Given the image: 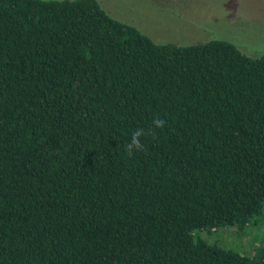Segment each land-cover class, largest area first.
I'll return each instance as SVG.
<instances>
[{
	"label": "trees",
	"instance_id": "obj_1",
	"mask_svg": "<svg viewBox=\"0 0 264 264\" xmlns=\"http://www.w3.org/2000/svg\"><path fill=\"white\" fill-rule=\"evenodd\" d=\"M263 210L264 54L0 0V264H264L199 233Z\"/></svg>",
	"mask_w": 264,
	"mask_h": 264
},
{
	"label": "rangeland",
	"instance_id": "obj_2",
	"mask_svg": "<svg viewBox=\"0 0 264 264\" xmlns=\"http://www.w3.org/2000/svg\"><path fill=\"white\" fill-rule=\"evenodd\" d=\"M97 1L111 17L135 26L156 43L187 45L216 38L246 55L264 54V0ZM199 233L210 244L251 255L255 245L264 244V210L251 227Z\"/></svg>",
	"mask_w": 264,
	"mask_h": 264
},
{
	"label": "clouds",
	"instance_id": "obj_3",
	"mask_svg": "<svg viewBox=\"0 0 264 264\" xmlns=\"http://www.w3.org/2000/svg\"><path fill=\"white\" fill-rule=\"evenodd\" d=\"M166 121L163 119H155L153 120V131L156 128H161L165 125ZM149 133L143 128H137L130 137L129 142L125 146L126 154L131 157L134 153L143 150L144 145L141 142V137L148 135Z\"/></svg>",
	"mask_w": 264,
	"mask_h": 264
}]
</instances>
